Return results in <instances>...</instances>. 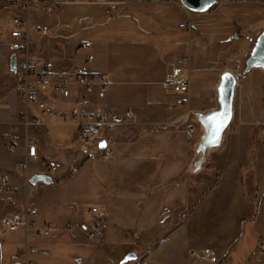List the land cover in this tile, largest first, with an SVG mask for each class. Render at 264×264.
I'll return each mask as SVG.
<instances>
[{
	"label": "crops",
	"instance_id": "1",
	"mask_svg": "<svg viewBox=\"0 0 264 264\" xmlns=\"http://www.w3.org/2000/svg\"><path fill=\"white\" fill-rule=\"evenodd\" d=\"M92 9L97 17L106 13L105 6H94ZM84 11L85 15L89 14L88 7L79 9V12ZM227 50L223 64L219 66L202 67L204 64L199 58L187 56L190 103L188 110L177 118L171 121L166 118V111L173 108L170 106V95L161 88L164 80L157 84L159 89L148 85L144 96L134 101L136 106L127 108L136 117L154 116L158 120L156 125L165 126L162 129L138 130L131 127L133 131L122 125L105 133L104 151L94 149L83 154L76 148V129L68 117L64 121L53 118L44 132H29L39 140L38 155L42 161L27 162L25 178L18 176L13 166H3L2 162L8 156L4 151L5 155L0 158V173L9 178L15 191L13 195H0V224L4 217L20 216L26 207H30L38 212L36 218L30 219L37 227L51 225L62 228L77 222L90 225V218L83 213H75L73 206L79 209L96 207L105 223V239L102 243H92L80 235L76 240H48L34 233L26 234L22 228L13 232L7 230L0 232L1 264H11L12 257L25 245L38 249L39 254L31 256L36 264H210L194 263L190 256L191 252L205 248L213 249L223 264H227L240 234L239 219L247 214V211L239 210L242 200H245L243 189L238 187L235 176L230 177L233 192L226 195L229 208L222 211L221 184L227 180H222L221 163L225 159L226 145L222 144L212 151L204 166L195 169L196 146L193 148L189 144L184 131L189 121L182 123L186 113H206L216 108L215 87L219 76L226 70L234 73L235 68L231 59L237 55V48ZM37 53L38 59L49 63L57 73L70 72L78 63L74 56L78 53L76 47L73 55L66 57L51 52L43 58L42 50ZM95 61L91 71L109 74V89L124 83L114 81V76L104 71V65L95 64ZM109 89L104 103L122 110L119 106H111ZM40 96L56 111H68L70 108L58 96L48 92ZM18 99L21 113L23 105ZM258 110L259 115L264 117L261 106ZM253 117L251 121H254ZM55 126L65 127L66 131L61 132L62 136L53 146L49 130ZM116 130L121 134L113 140ZM180 135H184L185 139ZM24 153V143L19 141L14 161H22ZM104 153L108 155L105 161L100 159ZM57 160H61L65 168L55 164ZM44 161L56 165L59 168L57 173L51 176ZM75 163L78 168L71 173L68 168ZM254 174L252 182H255L260 196L264 197V161L260 162ZM34 175H47L52 183H32ZM216 176H219L218 180ZM216 184L220 186L212 189ZM257 213L255 225L259 227L260 237H263L264 202ZM131 253L136 259L125 263ZM245 264H264V253L255 251Z\"/></svg>",
	"mask_w": 264,
	"mask_h": 264
},
{
	"label": "rangeland",
	"instance_id": "2",
	"mask_svg": "<svg viewBox=\"0 0 264 264\" xmlns=\"http://www.w3.org/2000/svg\"><path fill=\"white\" fill-rule=\"evenodd\" d=\"M103 6L105 5L95 7ZM86 7L89 14L85 15V11L79 12V9ZM93 7L69 6L57 15L32 16V25L47 26L49 31L39 34L34 28L31 29L33 44L30 53L39 58L37 51L42 50L43 58L51 52L66 57L73 55L76 47L78 53L74 56L77 65L86 54H93L96 58L95 64H103L104 71L112 74L114 81L124 82L110 87L111 106L134 108V101L144 96L148 85L159 89L157 84L164 80L178 57L191 55L203 62L202 67L219 66L223 64L227 49L232 47L234 51L237 48V55L231 59V64L235 67L233 74L237 78L234 116L222 142L226 145L225 159L221 163L224 174L222 180L227 182L221 184V210L226 211L229 208L226 195L233 192V184L229 179L235 176L238 187L243 189V199L245 198L240 201L239 210L247 211V214L239 219L240 234L227 264H245L251 254L258 251V244L264 237H260L259 227L255 225L257 211L264 202V197L260 196L255 182H252L255 177L253 172H256L263 161L259 150V123L264 121V117L259 115L258 106L264 110V67H254L245 72L246 60L264 30V5L223 3L215 4L203 13H192L182 6L180 0H173L165 4L106 5V13L99 17L92 13ZM12 29L11 21L0 11V132L6 128L9 116L19 114L21 110L15 89V74L9 69L7 56L9 52L6 43L10 40ZM40 39L43 40L41 43ZM84 42H90L93 47L87 52L77 50V46ZM123 109L117 110L122 113ZM184 111L186 109L173 108L166 111V118L171 121ZM184 115L187 116L188 113ZM251 117L254 121H251ZM157 122L152 115H135L134 119L123 126L138 130L165 127L156 125ZM189 125L195 128V139L191 144L194 148L201 128L192 119L189 120ZM118 130L113 140L117 138V134H121ZM49 131L54 146L66 128L55 126ZM180 138L185 139V136L180 135ZM191 153L193 154V150ZM4 155L5 152L0 146V158ZM44 162L46 166L52 164ZM55 164L65 168L61 160L55 161ZM76 164L68 168L71 173L78 168ZM235 164L236 168L233 167ZM216 178L218 180L219 176ZM219 186L216 184L212 189ZM0 232H7L2 224Z\"/></svg>",
	"mask_w": 264,
	"mask_h": 264
},
{
	"label": "built area",
	"instance_id": "3",
	"mask_svg": "<svg viewBox=\"0 0 264 264\" xmlns=\"http://www.w3.org/2000/svg\"><path fill=\"white\" fill-rule=\"evenodd\" d=\"M173 0H0V11L11 21L13 29L10 32L11 40L6 43L8 64L10 57L16 60L15 74L16 93L22 101L23 111L12 115L6 122V128L0 132V143L7 157L2 164L5 167L13 166L15 173L25 178L27 176V162L42 161L38 155L39 140L32 137L29 132H44L50 125L51 119L64 121L67 117L76 129V148L83 154L94 149L105 141V133L116 127L129 123L135 118L130 109L119 110L107 106L104 102L111 85L110 75L107 73L96 74L91 71V65L95 61L93 54H86L79 64L70 72L57 73L47 62H42L30 53L33 44L31 29L39 34L49 31L47 26L31 24L32 16L45 14L57 15L69 6H99V5H145L165 4ZM236 3L240 5H264V0H215V4ZM90 42H84L77 46V50L87 52L92 48ZM189 59L187 56L176 58L171 65L168 75L161 83L162 90L170 95L172 108L188 110L189 81L187 72ZM43 92H48L61 98L69 104L68 111H56L45 100L40 99ZM120 118V121L117 119ZM96 129V132L93 130ZM185 134L189 144L195 139L193 125L185 126ZM19 141L24 143V155L22 161H14V154ZM259 143L261 158L264 161V121L259 124ZM103 160L108 159L107 153L102 154ZM47 172L52 176L58 171L53 164L46 166ZM15 188L10 184L9 178L0 173V195H13ZM75 213H83L90 218V225L82 222L68 223L62 228L51 225L37 227L34 219L38 212L36 209L26 207L20 216H7L1 221L9 231H17L22 228L26 234L34 233L37 237L48 240H76L80 235L92 243H102L105 239V223L96 207L79 209L73 206ZM258 253H264V237L258 244ZM38 249L25 247L16 253L11 264H36L31 259L32 255H38ZM194 263L223 264L216 252L211 248L202 249L199 252H191ZM1 264V260H0Z\"/></svg>",
	"mask_w": 264,
	"mask_h": 264
},
{
	"label": "water",
	"instance_id": "4",
	"mask_svg": "<svg viewBox=\"0 0 264 264\" xmlns=\"http://www.w3.org/2000/svg\"><path fill=\"white\" fill-rule=\"evenodd\" d=\"M182 6L189 12L192 13H203L208 11L213 5H215V0H180ZM204 8L206 10L200 11L199 9ZM16 60L14 56L10 57L9 61V69L11 72L15 71ZM246 68L245 72H249L254 67H264V30L258 36L252 51L246 60ZM237 89V78L235 75L226 70L219 76V81L215 87V102L217 107L213 110H210L206 113L202 112H191L189 113L183 122H187L189 120L196 121L201 128V135L196 144V152H195V161L194 168L200 169L204 166L207 161L208 155L218 149L223 142L225 133L227 129L230 127L233 116H234V102H235V93ZM214 113H226L228 115L227 126L224 128L221 133L220 143L216 147H211L206 144V140L211 136L212 127L209 124L208 117ZM120 121V118L117 119ZM96 132V129H93ZM103 144L104 147H100ZM99 149H104L106 147L105 142H101L98 145ZM44 182L46 184H51L52 179L47 175H34L31 178L32 183L36 182ZM136 259L134 254L127 255L125 259V263L132 262Z\"/></svg>",
	"mask_w": 264,
	"mask_h": 264
},
{
	"label": "snow or ice",
	"instance_id": "5",
	"mask_svg": "<svg viewBox=\"0 0 264 264\" xmlns=\"http://www.w3.org/2000/svg\"><path fill=\"white\" fill-rule=\"evenodd\" d=\"M200 11H204L206 9L201 8ZM228 115L226 113H214L208 117V121L210 126L212 127L211 136L206 140V144L211 147H216L220 143L221 133L224 128L227 126ZM100 147H104L103 144Z\"/></svg>",
	"mask_w": 264,
	"mask_h": 264
}]
</instances>
